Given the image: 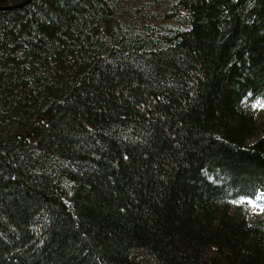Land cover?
I'll return each mask as SVG.
<instances>
[{
  "label": "trees",
  "instance_id": "1",
  "mask_svg": "<svg viewBox=\"0 0 264 264\" xmlns=\"http://www.w3.org/2000/svg\"><path fill=\"white\" fill-rule=\"evenodd\" d=\"M24 1L0 264H264V0Z\"/></svg>",
  "mask_w": 264,
  "mask_h": 264
},
{
  "label": "rangeland",
  "instance_id": "2",
  "mask_svg": "<svg viewBox=\"0 0 264 264\" xmlns=\"http://www.w3.org/2000/svg\"><path fill=\"white\" fill-rule=\"evenodd\" d=\"M264 200V196H259ZM264 215V206H255L252 210L251 222H257Z\"/></svg>",
  "mask_w": 264,
  "mask_h": 264
},
{
  "label": "water",
  "instance_id": "3",
  "mask_svg": "<svg viewBox=\"0 0 264 264\" xmlns=\"http://www.w3.org/2000/svg\"><path fill=\"white\" fill-rule=\"evenodd\" d=\"M28 1L29 0H26V1L22 2L21 4H26ZM18 6H20V4H15V5H12V6H7L6 8H13V7H18ZM1 9H4V8L1 7Z\"/></svg>",
  "mask_w": 264,
  "mask_h": 264
}]
</instances>
